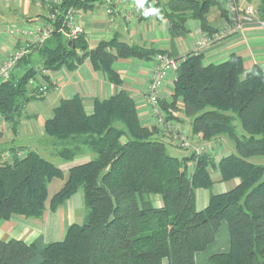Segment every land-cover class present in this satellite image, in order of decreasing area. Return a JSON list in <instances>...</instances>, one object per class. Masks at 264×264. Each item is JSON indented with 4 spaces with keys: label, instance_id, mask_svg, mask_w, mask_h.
Instances as JSON below:
<instances>
[{
    "label": "trees",
    "instance_id": "trees-1",
    "mask_svg": "<svg viewBox=\"0 0 264 264\" xmlns=\"http://www.w3.org/2000/svg\"><path fill=\"white\" fill-rule=\"evenodd\" d=\"M158 1L140 20L156 15L176 33L196 20L204 32L213 34L217 29L211 11L226 14L219 0ZM103 2L63 0V8L89 11ZM256 8L264 20V0ZM36 50L43 60L39 70L31 65L29 53L17 66L27 65V72L19 79L12 74L0 84V117L12 124L14 132L28 105L43 99L40 87L30 89L38 73L49 83L50 73L75 70L88 60L120 86L123 78L115 61L166 54L117 36L90 48L85 33L70 40L57 32ZM159 106L164 123L147 126L127 91L96 99L91 114L78 95L61 100L43 125L54 140L51 156L65 161L90 156L89 161L67 174L34 150L0 163V221L13 216L42 219L80 191L84 221L69 226L61 241L46 243L43 236L32 243L0 239V264H196V254L216 241L224 222L230 250L205 264H264V165L252 161L264 158V71L259 66L247 69L236 54L224 63L205 65L202 53H190L177 71L172 101L159 99ZM185 120L191 126L190 137L209 143L204 146L208 152L199 156L190 149L183 158L169 153L170 148L187 150L168 131L171 126L186 134L175 127ZM224 136L236 152L218 160L213 154L215 148L223 151ZM213 173L220 175L219 182L239 183L216 194ZM55 179L64 184L50 197L49 185ZM200 189L210 192L209 204L201 210Z\"/></svg>",
    "mask_w": 264,
    "mask_h": 264
},
{
    "label": "crops",
    "instance_id": "crops-1",
    "mask_svg": "<svg viewBox=\"0 0 264 264\" xmlns=\"http://www.w3.org/2000/svg\"><path fill=\"white\" fill-rule=\"evenodd\" d=\"M241 1L244 4L252 5L255 1L257 2L255 6L258 7L259 5V0ZM4 9H6V13H4ZM23 9L25 10L23 11ZM48 11V6L43 0H0V20L1 23L6 25L16 23L20 24L19 26L21 27L29 28L33 25L44 24L47 20ZM215 11L214 15H211V22L217 30L211 35L223 30L229 22L227 14H221L219 10ZM79 17V22L84 27V33L90 48H95L102 40L117 36L122 41L131 45H139L145 49L162 51L174 58H184L195 51L196 43L200 38L199 30L202 29L198 21L189 20L185 24L186 28L176 33L171 29V25L167 20H160L156 15L128 25L120 19L116 26H110L107 24L103 10L97 11L96 8L89 11L79 10ZM18 45V39L10 35L7 29L0 30V65ZM40 46H35L31 49V56L34 53L40 54L36 50ZM202 54L205 65L224 63L233 54H236L243 58L247 69L259 66L264 71V20L259 17L258 20L246 24L241 32L226 33L214 39L213 43L206 47ZM155 66V56L148 60L134 58L115 61L114 68L123 78V84L120 86L112 83L105 72L95 70L88 60L79 65L75 70L63 68L50 74L45 72V74H49L50 82H45L41 75L42 80L39 83V87L46 88V91L42 92L43 99L32 102L34 105L38 102L42 103L43 106L36 105L35 111L32 114L26 113L24 115L28 117L29 123L39 122L38 120L42 116H44L43 120L46 121L52 117L53 109L61 100L71 99L77 95L82 98L87 112L91 114L96 99H109L120 91H127L132 95L137 104L141 122L147 126H154L157 123L146 94ZM175 79V74L170 75L160 91V101H172ZM3 121L0 117V133L3 134L0 142L4 141L5 138ZM185 124H189L188 120H185L183 123H177L175 127H180V130H182L181 125ZM43 125L44 123L40 124L41 127ZM29 126L30 124L23 127L20 120L19 130L15 133L17 136L22 134L25 137V134L32 133L31 130L27 129ZM195 138L199 141V137ZM49 143L51 145L53 141L49 140ZM4 153L23 154L22 151H12V148L5 149L3 147L0 150V157ZM88 157L85 156L86 159L82 163L89 161L90 158ZM68 170L64 171L65 174H67ZM238 183V181L232 182V187ZM216 187L217 190H215ZM214 190L216 194H220L229 189H227L224 183H219V185H214ZM74 196L67 202L68 218L66 223L56 217L59 209L55 213L48 211L42 219H27L22 216H13L10 221H0V239L7 241L19 239L32 243L38 237L43 236L46 243L59 241L66 234L67 228L74 224L75 210L81 207L82 201L80 199L75 203L72 202ZM209 200V191L204 189L197 191V208L199 210L206 208ZM26 226L30 228L29 231L25 228ZM224 232V236L228 232V238L224 237L225 239L219 246V249L210 253L208 252V254H196V264H205L213 255L227 253L230 250V234L227 224ZM216 243H218V235L216 241L211 246ZM165 264L168 263L165 262Z\"/></svg>",
    "mask_w": 264,
    "mask_h": 264
},
{
    "label": "built area",
    "instance_id": "built-area-1",
    "mask_svg": "<svg viewBox=\"0 0 264 264\" xmlns=\"http://www.w3.org/2000/svg\"><path fill=\"white\" fill-rule=\"evenodd\" d=\"M43 1L47 4L49 10L44 24L33 25L29 28L14 27L9 31L10 35L18 39L19 45L9 53L8 57L0 65V84L11 78L19 62L30 53L33 47L46 43L55 32L70 40L84 33V27L79 22V10L73 7L64 10L63 0ZM219 1L226 11L229 22L223 30L214 35L204 32L202 29L199 30L200 38L193 52L195 55L201 54L206 47L213 43L214 39L226 33L241 32L246 24L259 19L258 10L252 4H244L241 0ZM158 3V0H104L103 12L108 25L116 26L120 19L128 25L148 15L152 8L158 6ZM155 59L156 66L146 97L152 106L156 123L162 125L165 121V116L159 106L160 91L170 75L177 74L183 58H174L168 54L159 53L155 56ZM31 85H35V80L31 81ZM40 91L45 92L46 88H41ZM168 131H172L175 142L181 148L192 149L199 156L210 149L204 146L194 147L185 133H178L174 128L171 129V126H169ZM15 156L23 157L24 155L21 153H4L0 157V163H11Z\"/></svg>",
    "mask_w": 264,
    "mask_h": 264
},
{
    "label": "rangeland",
    "instance_id": "rangeland-1",
    "mask_svg": "<svg viewBox=\"0 0 264 264\" xmlns=\"http://www.w3.org/2000/svg\"><path fill=\"white\" fill-rule=\"evenodd\" d=\"M256 3L257 2L254 1L253 2V5L254 6L257 5ZM255 8H256V6H255ZM24 10L25 9H23V11ZM96 10L97 11H102L103 10V3H97ZM215 10H217V9H213L211 11V15H214V13L216 12ZM4 11H5L4 13H6V9H4ZM5 25L6 24L1 23V20H0V30L1 29H7V31L9 32L14 27H21V26H19L20 24H16V23L15 24L14 23H10V24H7L6 26ZM21 25H23V24H21ZM4 26H5V28H4ZM42 62H43V60H42V57H41L40 54L34 53L31 56V65L33 67H35L37 70H39V68L42 66ZM28 68L29 67L27 65H22V66L17 67L13 71L14 78L15 79L21 78L27 72ZM41 80H42L41 79V74L38 73L37 78L35 79V85L34 86L32 85L30 87V89H32L34 87H36V88L39 87V83H40ZM36 105L43 106L42 103H39V102L36 103L35 105H34V103H30L28 105V107H27V110H26L25 114L26 113L27 114H29V113L32 114L35 111L34 108H35ZM43 118H44V116H42L41 118H39V120H38L39 122H34V123H29L28 122V117L25 116V115L21 118V124H22V126L23 127H26V126H28V124H30V126L27 127V129L28 130H31V132H32V133L25 134L26 135L25 137L22 136V134L20 136H17V134L13 131L12 124L3 121V126H4L3 132L5 133V138H4V141H1L0 142V150L3 147L5 149H10V148H15V147L16 148H20V147L23 148L24 147L26 149H24V148L23 149H20L23 152V155H26L27 152H28V150H34V151L40 153L46 159L50 160L56 166L60 167L63 171H66L70 167L84 162L85 161L84 159H86L85 156H78L74 160H70V161H65V160L59 158L58 156H51V151L53 150V147L50 146L49 140L50 141H54V140L51 139L49 136H47L45 134V132H44L43 126L42 127L40 126V124H43L45 122L43 120ZM181 129H182V131L186 132V134L189 135L190 142H192V144L194 145V147H197V146L198 147H201V146H208L209 145V143H205V142L198 143L192 137H190L191 136V133H189L190 132V126H189V124L188 125L187 124L181 125ZM178 130H180V127H178ZM222 139L224 140L222 142L223 151L221 149V152H219V149L218 148H215V152L213 154L215 156V158L218 159V160L220 159V157L222 155H229L230 153H235L236 152L235 147L233 146V143H231V141L226 136L222 137ZM218 146H220V145L218 144ZM225 149H228V151H226ZM191 152L192 151L190 149L189 150H183V149H179V148H172V149L170 148L169 149V153L171 155L177 156L179 158H183L186 155H189ZM252 161L254 163L264 165V158H255ZM219 178H220V175L218 173H213V179L215 181V185H219V183H222V182H219ZM63 184H64V182L61 181V180H59V179L53 180L50 183V185H49V194H50V197H52L54 194H56L62 188ZM224 185L227 187V189H231V187H232V184L231 183H224ZM215 190H217V187H216ZM215 190L213 188V192H215ZM79 199L82 201L81 202V207H78L75 210V218H74V221L75 222L74 223L82 224L83 221H84L85 212H86L85 204H84V196H83L82 191H80L79 193H77L74 196V199H73L72 202L75 203ZM67 202L63 206H61L59 208V211L57 212V215H56L57 218H60L65 223L67 222V218H68L67 217V210H68V208H67ZM225 226H226V223L224 222L221 225V228L219 229V233H218V243H216L213 246H211L208 249L209 251L206 250L204 252H201L202 254H208V252L210 253L211 251H214V250H218L219 249V246L222 244V242L224 241V239L225 238L226 239L228 238V232L226 233V236H224L225 235V232H224ZM25 228H27L28 231L30 229V228H28V226H26ZM64 237H65V234H64V236L62 238H60L59 241L63 240ZM203 256H206V255H203Z\"/></svg>",
    "mask_w": 264,
    "mask_h": 264
}]
</instances>
